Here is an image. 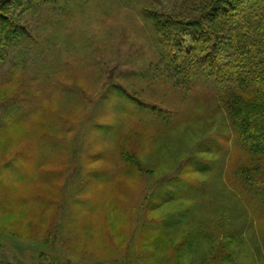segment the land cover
Segmentation results:
<instances>
[{
  "label": "rangeland",
  "instance_id": "374dc122",
  "mask_svg": "<svg viewBox=\"0 0 264 264\" xmlns=\"http://www.w3.org/2000/svg\"><path fill=\"white\" fill-rule=\"evenodd\" d=\"M60 2L50 7L55 22L62 18ZM120 5L115 0H94L83 7V13L75 10L77 20L62 24L63 30L57 32L44 28L40 11L30 16L29 24L35 31L39 28L40 36L35 47L25 51L26 76H52L63 92L52 95L56 103L40 102L26 123L13 124L6 134L0 130V162L13 160L15 168L0 175V264H48L52 260L56 264H124L127 260L129 264H264V201L249 207L230 190L236 164L222 149L228 143L217 139L227 136V123L216 109L212 85L198 79L183 98L164 77L155 76L156 55L148 33L140 23L136 26L134 13ZM45 37L54 45H37ZM99 62H105L100 77L92 67ZM113 65H118L116 72L128 75L126 82L117 83L129 94L173 111L178 123L161 133H146L136 142L133 150L142 172L105 184L99 183L103 178L98 175L89 177L86 170L108 164L83 165L88 163L84 157L114 149L96 142L98 134L85 118L97 113L102 122L128 128L129 119L112 110L115 103L119 107V96L113 105L104 103L109 108L96 107L103 93L98 82L108 77L105 71ZM6 70L7 66L3 73ZM141 72L146 77H139ZM19 81L22 88L28 86L25 77ZM66 88L85 96L79 111L75 95L66 94ZM15 89L16 85L9 84L0 96ZM21 110L11 111L13 117ZM76 115L81 122L72 146L80 153L78 165L67 142H60V156H46L39 168L34 167L36 160L21 154L28 149L27 143L22 144L34 129L31 123L55 122L59 130L60 121ZM58 156L60 162L55 161ZM184 160L188 165L201 162L214 168L191 172L190 182L181 171ZM79 167L83 168L80 176L75 173ZM36 169L42 171L38 178ZM29 191L35 199L26 201ZM162 199L168 202L161 203ZM255 210L258 217L251 213ZM56 224L62 229L55 237ZM183 241L184 247L176 251Z\"/></svg>",
  "mask_w": 264,
  "mask_h": 264
},
{
  "label": "trees",
  "instance_id": "16d2710c",
  "mask_svg": "<svg viewBox=\"0 0 264 264\" xmlns=\"http://www.w3.org/2000/svg\"><path fill=\"white\" fill-rule=\"evenodd\" d=\"M57 1L62 2H60L62 18L55 22L50 7L57 6ZM78 1L82 2L81 5ZM93 1L0 0V90L9 84L16 85L15 91L0 96V130H6L5 134L13 124L26 123L32 114H36L35 107L39 106L40 102H44V105L56 103L54 101L56 96L52 95L56 91L63 92L52 76L43 74L35 78L26 76L27 65L25 62L22 64L25 60V51L35 47V41L40 36L39 28L35 31L30 26V16L34 12L39 14L40 11L44 16V28L49 26L55 28L57 32L63 30L64 25L74 23L77 20L76 16L83 13V7L88 4L90 6ZM115 1L134 13L138 18L136 26L139 28L142 25L148 33V42L151 43L153 53L156 55L155 76L164 77L172 85V90L178 91L183 98L188 95L198 79H203L212 85L216 109L227 123V136L216 138L221 143H228V147L222 149L229 152V159L236 164L231 171L234 179L229 185L230 190L249 207L255 202H263L264 0ZM75 10H78L77 15H74ZM50 42L54 45L51 38ZM50 42L45 37L43 42L37 45L47 48L51 45ZM40 50L44 51V49ZM104 63L99 62L92 66L95 70L98 69L99 77L104 69ZM5 66L7 70L3 73ZM117 67L118 65H113L111 69H107L105 74L108 77L98 82L99 91L103 90V93L95 102H97L96 107L109 108L104 106V103L113 105V101L119 100V96L122 99L119 107L115 103L114 109H111L129 119L128 128L102 122L99 119L103 117L97 113H92L97 115L93 117L89 112V117L92 118H85L86 125L98 134L95 137L96 142L101 143L100 145L108 144L114 149L113 152L112 150L105 152L107 155L104 151H99L84 157L88 163L83 165L102 161L108 164L106 168L97 166L86 170L89 177L98 175L103 178L98 180L99 183L105 184L111 183L113 179L130 178L137 172H142L141 161L133 150L136 142L146 133L155 130L161 133L178 123L177 114L172 113L173 111L169 112L155 104L143 102L119 85L117 82H126L128 75L124 71L116 72ZM76 71L78 68L75 69ZM60 75L55 73V76ZM138 76L146 77L145 72H141ZM22 77L27 79L28 86L25 88H22V83L19 81ZM65 90L66 94L75 95L79 111L81 103L85 102V96H77L79 91L73 88ZM17 108L22 110L19 113L17 111V115L13 117L12 112ZM78 116L70 121H60L59 130L54 125L55 122L49 121L43 125L31 123L34 129L22 144L27 143L28 149L26 153L21 154L30 160H36L34 167L39 168L42 163H46V156L52 159L55 154L59 153L60 156L63 150L60 142H67L71 144V155L74 163L78 165L80 153L72 146L76 128L81 122ZM147 118L152 120L148 122ZM212 152L215 155L214 151ZM59 156L55 161L58 159L60 162ZM12 161L0 162V175L5 171L15 172ZM199 163L201 162H192L188 165L184 160L181 171L183 175H188L186 180L191 182V172L206 173L214 168L213 165ZM82 169L79 167L75 173L80 176ZM36 171L38 178V173L42 171L37 169ZM48 173V176L53 175V172ZM182 184L187 188L184 182ZM186 192L183 195L188 197ZM34 199L33 194L27 192L25 200ZM166 202L168 201L164 199L161 201V203ZM157 206L158 204L152 210L157 209ZM256 210L251 213L258 217ZM61 229V226L56 224L53 236L56 237ZM47 236L51 239L52 231ZM155 236L162 235L157 233ZM184 245L185 242H181L176 251L182 249ZM48 264H56V262L52 260ZM124 264H129V261Z\"/></svg>",
  "mask_w": 264,
  "mask_h": 264
}]
</instances>
